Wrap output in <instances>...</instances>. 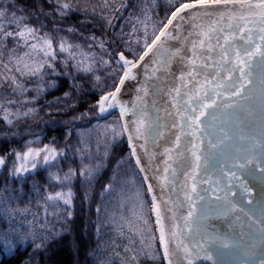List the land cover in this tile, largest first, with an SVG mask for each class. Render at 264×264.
Returning a JSON list of instances; mask_svg holds the SVG:
<instances>
[{
	"label": "trees",
	"instance_id": "trees-1",
	"mask_svg": "<svg viewBox=\"0 0 264 264\" xmlns=\"http://www.w3.org/2000/svg\"><path fill=\"white\" fill-rule=\"evenodd\" d=\"M192 2L0 0V264H165L119 115L98 106L120 55L136 61ZM45 146L47 164L10 173Z\"/></svg>",
	"mask_w": 264,
	"mask_h": 264
},
{
	"label": "water",
	"instance_id": "water-1",
	"mask_svg": "<svg viewBox=\"0 0 264 264\" xmlns=\"http://www.w3.org/2000/svg\"><path fill=\"white\" fill-rule=\"evenodd\" d=\"M259 11L242 5L214 6L207 13L199 6L184 10L165 30L168 35L158 41L163 47L154 45L148 50L116 93L114 101L122 111L139 171L154 204L160 241L163 230L168 244L167 264L169 260L187 264L184 247L191 249L197 240L204 243L214 236L234 242L241 235L247 238L264 229V208L258 203L264 202V182L247 180L251 195L242 194L239 181L229 175L230 168L235 171L233 164L241 163L234 158L246 154L245 148H251L257 157L264 156V77L253 71L248 77L252 83L239 97L226 90L232 83L229 75L237 81V87L243 82L239 71L230 72L237 63L235 52L243 56L244 48L256 51L257 45L264 52V40L260 39L264 23ZM225 51L228 55L222 58ZM261 59L264 57L257 53L251 63L255 66ZM204 104L213 105L206 111L215 119L202 117L204 123L193 125L188 116L198 115ZM193 108L196 113L191 112ZM139 120L144 121L142 136L135 131ZM194 151L210 156L207 170L204 156L201 168L196 169L197 192L205 198L193 206L198 217L195 231L186 228L183 219L189 211L185 191L190 192L193 183ZM260 162L258 158L256 165ZM221 188L237 193L227 197L234 205L231 212L225 210ZM249 208H254V216ZM161 245L164 253L162 241ZM191 259L193 264H254L238 248H222L220 255L213 253L212 260L203 254H193Z\"/></svg>",
	"mask_w": 264,
	"mask_h": 264
},
{
	"label": "snow or ice",
	"instance_id": "snow-or-ice-1",
	"mask_svg": "<svg viewBox=\"0 0 264 264\" xmlns=\"http://www.w3.org/2000/svg\"><path fill=\"white\" fill-rule=\"evenodd\" d=\"M220 5H242L247 7L249 10L252 9H259V15L261 16V23H264V0H195L194 3H182L180 7L176 8V11L172 13L171 18L168 20V23L163 26L161 29L160 35L156 36L155 39L152 40L150 44L146 45V51L144 55L140 57L141 60L144 59L145 55H148V50H151L153 46L157 47H163V44H158V41L161 40L162 36L168 35L166 33V29L169 28V26L173 25V21L178 18V14L182 13L184 10L187 9H194L197 6L203 8L205 12L207 13L209 9H212L214 6H220ZM64 7H67L65 5ZM180 19H182V16H179ZM31 31V30H29ZM241 31H244V29H241ZM250 31V30H249ZM262 33H264V27L260 29ZM22 35V33H21ZM227 39V38H226ZM249 41L251 42V36L248 37ZM261 40H264V35L260 36ZM201 46H203V42L201 41ZM195 47V45H193ZM243 56L241 55L240 51L235 52V59L237 63L230 69V72L239 71L240 73V79L243 81L240 83L239 87H237V81L231 76H228V80L232 81L230 85H228L227 89L231 92V95L239 97L243 92H245L247 84L252 83V80L248 79V77L251 76V73L253 71H256L258 74H260L262 77H264V59H261V61L258 62L257 65H253L251 63L252 57L257 55V53L260 54L261 57H264V52H260L259 46H256V51H252L250 48H244L243 50ZM228 55L227 51H225L222 54V58L226 57ZM246 57V58H245ZM120 60L124 61L125 65H130L128 71L124 73V76L120 79V84L123 85L125 79L131 77V69L136 67V64L132 63L131 61L125 59L123 54L120 55ZM247 69V71H246ZM223 87V85H221ZM120 91L119 87L116 88L115 92L110 93L109 96H103L101 97L99 103H100V110L105 111L104 105L107 104L109 107L112 106L111 101L116 100V93ZM212 104H204L199 110L198 115H189L188 119L191 120V123L193 125L199 126L200 124L204 123L205 121L201 118H207L209 116H212L213 119L215 117L212 113L207 112L206 110L209 108H212ZM197 109L193 108L191 109L192 113H196ZM144 128V121L139 120L137 122V127L135 129L138 136L143 135L142 129ZM227 135V133L225 134ZM243 135V133L241 134ZM131 139V137H130ZM177 140L179 141V137H177ZM220 142L223 143V137L220 138ZM210 143H212L210 141ZM216 145L213 144V147ZM255 147V145H253ZM244 152L246 154L240 155L238 157H235L234 159H239L241 163L233 164V168L235 171H233L232 168L229 169V175L233 178L234 181H239V186L241 188V193H247L251 195L252 189L249 187L247 180H259L261 182H264V156L257 157V155L252 151L251 148H245ZM31 153H28L26 155H30ZM38 155V153H37ZM194 159V167L193 171L191 173V179L193 181L191 185L190 192L185 191V200L189 204V211L187 213V216L184 217V226L186 228L192 229L195 231L196 229L193 228L194 225L198 223V217L196 215V212L194 210V204L197 200H203L205 197L201 195V193L197 192L196 188V178L198 173L196 172V169L201 168V157L204 156L205 159V170H207V162L210 160V156L205 155L203 153L197 154V152L192 153ZM260 159L261 162L259 165H256V160ZM45 160L47 161V157H45ZM4 163V160L0 158V165ZM139 163V161H137ZM253 165V166H250ZM237 173H240L241 175L238 176ZM241 176L243 179H241ZM208 190H205L207 192ZM221 192L224 193V199L226 200L225 210L226 212H231L234 209L233 202L231 200H228L227 197L229 195L236 196V192H232L231 189H225L221 188ZM217 200H220L221 197L217 196ZM241 199H243V195H241ZM66 203L68 201H65ZM248 204H253L252 200L247 201ZM260 203V206L264 208V202H258ZM243 211V209H241ZM248 212L251 213L253 216L256 214L254 208H249ZM175 235V234H173ZM203 239V237H201ZM161 241L164 244V256L168 257L170 255L168 244L165 241L163 230H161ZM207 245V246H205ZM219 245V247H217ZM222 248H238L241 251H244L249 258L254 262V264H264V229H258L255 233H252L245 237V235L239 236L238 239H236L234 242L232 240H224V239H218L214 236H209L208 239L204 240V243H201L199 240L195 241L194 246L189 249L188 247H184L185 252V258L187 259V264H193V261L191 257L193 254L196 257H200L201 254H203V257L208 260H212L213 253L220 255ZM169 264H172V261L169 260Z\"/></svg>",
	"mask_w": 264,
	"mask_h": 264
},
{
	"label": "rangeland",
	"instance_id": "rangeland-1",
	"mask_svg": "<svg viewBox=\"0 0 264 264\" xmlns=\"http://www.w3.org/2000/svg\"><path fill=\"white\" fill-rule=\"evenodd\" d=\"M109 96V95H107ZM105 111L100 110V103L98 106V115H104L108 113L109 106L107 104L104 105ZM53 149L49 146H45L41 150L36 151H28L22 154H15L12 159V165L10 169V173L15 171L16 175H25L26 173H29L33 170H35L37 167L42 166L44 164L48 163V160L54 157L55 153L52 151ZM28 153H31L30 155H26ZM38 153V155H37ZM45 157H47V161L45 160ZM7 161L4 160L5 164ZM2 164V165H3ZM0 165V166H2Z\"/></svg>",
	"mask_w": 264,
	"mask_h": 264
}]
</instances>
